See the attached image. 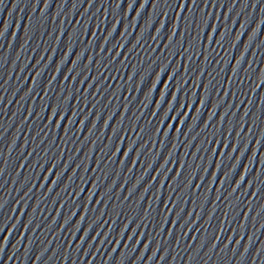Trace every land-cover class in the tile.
<instances>
[{"label": "water", "instance_id": "obj_1", "mask_svg": "<svg viewBox=\"0 0 264 264\" xmlns=\"http://www.w3.org/2000/svg\"><path fill=\"white\" fill-rule=\"evenodd\" d=\"M0 264H142L1 58Z\"/></svg>", "mask_w": 264, "mask_h": 264}, {"label": "snow or ice", "instance_id": "obj_2", "mask_svg": "<svg viewBox=\"0 0 264 264\" xmlns=\"http://www.w3.org/2000/svg\"><path fill=\"white\" fill-rule=\"evenodd\" d=\"M53 112H55L56 111V109L55 108H53V110H52ZM177 131H178V129H177ZM115 154V153H114ZM89 195H91V193L89 194Z\"/></svg>", "mask_w": 264, "mask_h": 264}]
</instances>
